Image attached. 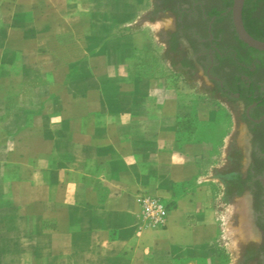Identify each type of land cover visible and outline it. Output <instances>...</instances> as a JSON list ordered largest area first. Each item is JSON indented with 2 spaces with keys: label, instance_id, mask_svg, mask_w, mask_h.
Instances as JSON below:
<instances>
[{
  "label": "crops",
  "instance_id": "crops-1",
  "mask_svg": "<svg viewBox=\"0 0 264 264\" xmlns=\"http://www.w3.org/2000/svg\"><path fill=\"white\" fill-rule=\"evenodd\" d=\"M147 8L0 0V264H224L208 143Z\"/></svg>",
  "mask_w": 264,
  "mask_h": 264
},
{
  "label": "rangeland",
  "instance_id": "rangeland-1",
  "mask_svg": "<svg viewBox=\"0 0 264 264\" xmlns=\"http://www.w3.org/2000/svg\"><path fill=\"white\" fill-rule=\"evenodd\" d=\"M148 8L143 13V22L152 21L158 33V48L155 58L160 69L172 73L182 86L192 108L190 127L191 139L208 143L205 152L206 173L211 187L216 191L215 208L219 222L222 262L224 264H256L258 234L253 225L248 185L245 183L252 149L256 155L264 154V122L257 127L254 138L247 128L243 100L236 98L235 85L238 78L247 75L253 67L252 77L264 89V51L244 44L237 36L232 19L233 0H147ZM202 3L204 11L198 9ZM246 20L256 23L264 32V0L246 2ZM194 7V9H192ZM182 8L193 15L185 16L184 27L176 24V16ZM224 12L222 17H215ZM203 16L205 20L203 21ZM216 18V19H215ZM214 20L212 33L218 41L221 54H213L218 63L213 76L221 79L212 81L206 74L211 56L206 44V22ZM140 21V23H142ZM176 30L175 35L172 32ZM172 41V49L166 46ZM43 81L41 75L32 76ZM43 85L39 93L44 91ZM262 89H255L259 95ZM27 97V98H26ZM32 98V100H30ZM33 92L23 98L32 108L39 106ZM264 110V109H263ZM246 177V180L243 178ZM5 204L0 202V211Z\"/></svg>",
  "mask_w": 264,
  "mask_h": 264
},
{
  "label": "flooded vegetation",
  "instance_id": "flooded-vegetation-1",
  "mask_svg": "<svg viewBox=\"0 0 264 264\" xmlns=\"http://www.w3.org/2000/svg\"><path fill=\"white\" fill-rule=\"evenodd\" d=\"M248 0H244L243 7H242V23L245 28V25H250L252 23H249L245 18H243V8L244 4H246ZM202 3L199 4L198 9H201L204 11L202 7ZM194 9V7L192 8ZM224 12H219V15L217 14L215 17L219 16L222 17ZM191 16L193 15V12L189 9L182 8L180 10L179 14L176 16V24L180 27H184V17L185 16ZM183 17V18H182ZM205 16H203V21L205 20ZM216 19V18H215ZM231 19H232V11H231ZM214 20H208L206 22V38H202L199 40L200 43L206 44V49L208 50V54L211 56V60L208 63V67L206 70L207 76L212 81H218L221 86H223V83L221 82V79L217 76H213L212 70L216 67L218 63H215L214 59L212 58V55L215 54H221L220 49L218 47V41L214 39L213 35V24ZM233 23V22H232ZM246 29V28H245ZM176 30L172 32V35H175ZM172 41L169 40L166 43V46L169 48H172ZM254 70L252 68H248L247 75L240 77L236 81L235 85V91H236V98L238 100H243L244 103V115L246 118V124L248 130L251 132V141L254 138V133L257 130V127L264 122V89L261 88V83L256 82L255 79L252 77ZM262 89V92L259 95L255 94V89ZM252 157L251 161L248 165L247 174L251 176L246 180V177L243 178L245 183L248 185V192L250 196V202H251V212H252V220L254 228L256 229V232L258 234V247L259 252H257L258 261L256 264H264V154L261 153L259 156L256 155L255 151L252 149Z\"/></svg>",
  "mask_w": 264,
  "mask_h": 264
},
{
  "label": "water",
  "instance_id": "water-1",
  "mask_svg": "<svg viewBox=\"0 0 264 264\" xmlns=\"http://www.w3.org/2000/svg\"><path fill=\"white\" fill-rule=\"evenodd\" d=\"M243 2L244 0H233L232 2V22L235 32L238 38L247 46L256 50L264 51V41L252 37L243 26L241 18Z\"/></svg>",
  "mask_w": 264,
  "mask_h": 264
},
{
  "label": "built area",
  "instance_id": "built-area-1",
  "mask_svg": "<svg viewBox=\"0 0 264 264\" xmlns=\"http://www.w3.org/2000/svg\"><path fill=\"white\" fill-rule=\"evenodd\" d=\"M142 214L152 223H162L166 210L158 198L143 196L141 198Z\"/></svg>",
  "mask_w": 264,
  "mask_h": 264
},
{
  "label": "trees",
  "instance_id": "trees-1",
  "mask_svg": "<svg viewBox=\"0 0 264 264\" xmlns=\"http://www.w3.org/2000/svg\"><path fill=\"white\" fill-rule=\"evenodd\" d=\"M246 5L244 4V8H243V18H245V8ZM246 31L255 39L264 41V32H260L258 30V27L256 25V23L252 22L250 25H245ZM172 46V45H171ZM172 49V48H170Z\"/></svg>",
  "mask_w": 264,
  "mask_h": 264
}]
</instances>
